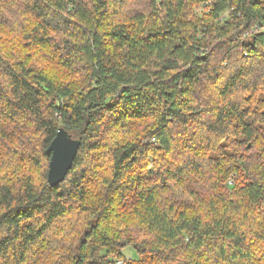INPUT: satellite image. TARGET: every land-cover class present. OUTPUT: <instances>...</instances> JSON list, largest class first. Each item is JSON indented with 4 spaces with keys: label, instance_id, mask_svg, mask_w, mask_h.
Here are the masks:
<instances>
[{
    "label": "trees",
    "instance_id": "trees-1",
    "mask_svg": "<svg viewBox=\"0 0 264 264\" xmlns=\"http://www.w3.org/2000/svg\"><path fill=\"white\" fill-rule=\"evenodd\" d=\"M262 26L264 0H0V264H264Z\"/></svg>",
    "mask_w": 264,
    "mask_h": 264
},
{
    "label": "water",
    "instance_id": "water-1",
    "mask_svg": "<svg viewBox=\"0 0 264 264\" xmlns=\"http://www.w3.org/2000/svg\"><path fill=\"white\" fill-rule=\"evenodd\" d=\"M81 141L73 138L65 129L60 128L57 136L47 149L50 156L48 184L55 187L62 183L71 170L79 152Z\"/></svg>",
    "mask_w": 264,
    "mask_h": 264
},
{
    "label": "rangeland",
    "instance_id": "rangeland-1",
    "mask_svg": "<svg viewBox=\"0 0 264 264\" xmlns=\"http://www.w3.org/2000/svg\"><path fill=\"white\" fill-rule=\"evenodd\" d=\"M150 165H153V163H151ZM124 253L127 256V258L130 259L132 257L133 251L131 249H127Z\"/></svg>",
    "mask_w": 264,
    "mask_h": 264
},
{
    "label": "built area",
    "instance_id": "built-area-1",
    "mask_svg": "<svg viewBox=\"0 0 264 264\" xmlns=\"http://www.w3.org/2000/svg\"><path fill=\"white\" fill-rule=\"evenodd\" d=\"M259 29H260L262 32H264V26L259 27ZM230 182H233V181H230Z\"/></svg>",
    "mask_w": 264,
    "mask_h": 264
}]
</instances>
